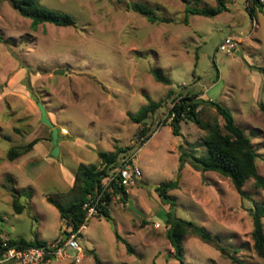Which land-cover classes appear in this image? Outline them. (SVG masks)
<instances>
[{
	"label": "rangeland",
	"instance_id": "rangeland-1",
	"mask_svg": "<svg viewBox=\"0 0 264 264\" xmlns=\"http://www.w3.org/2000/svg\"><path fill=\"white\" fill-rule=\"evenodd\" d=\"M44 7L69 13L75 26L41 24L21 16L10 0H0V230L5 239L54 241L67 226L48 197L66 205L80 163L103 166L99 152L132 148L125 160L142 171L127 195L113 196L110 219H90L83 232L85 258L79 264H181L167 238L161 215L169 210L155 191L177 182L169 192L175 214L206 228L228 253L245 264H264L254 250L252 209L264 205V189L246 182L245 196L231 180L186 164L180 169V144H198L206 131L186 120L176 136L168 117L171 100L149 120L161 124L139 149L140 131L129 113L169 91L192 92L228 108L236 124L251 138L264 177V12H248L251 0H222L228 11L210 18L190 15L186 8H214L220 0H39ZM152 8L166 22L151 23L130 6ZM234 37L237 48L228 55L219 47ZM63 70V74H57ZM159 70L171 85L159 83ZM38 103L59 131V154L52 155V128L41 121ZM201 119H224L211 106L201 107ZM40 139L34 149L11 162L9 149ZM25 206L17 213L7 176ZM30 188V189H29ZM30 190L32 197L29 198ZM264 223V219H263ZM118 234L133 248L118 240ZM48 264H77L53 261ZM185 264H234L215 245L190 235Z\"/></svg>",
	"mask_w": 264,
	"mask_h": 264
},
{
	"label": "trees",
	"instance_id": "trees-1",
	"mask_svg": "<svg viewBox=\"0 0 264 264\" xmlns=\"http://www.w3.org/2000/svg\"><path fill=\"white\" fill-rule=\"evenodd\" d=\"M13 8L23 17L30 19L31 27L37 28L41 24H53L59 27L75 26V20L72 15L66 12L58 11L44 7L39 0H10ZM252 6L248 8V12L254 17V11L257 9L264 12V3L260 0H251ZM135 12L145 16L151 23L166 22V18H160L155 11L145 4L135 3L130 6ZM228 11L225 1L220 0L214 8H186V19L190 15H200L210 18H215ZM152 74L157 82L171 85V80L164 76L159 70H153ZM148 104L144 105L137 113H129V117L137 124L143 125V129L139 134L137 148L143 146L156 133L160 123L154 125V122L149 123V120L156 116L161 108L168 104L171 100V108L168 117L171 118L170 126L173 134L181 135L182 122L189 120L195 123L200 129L206 131L202 139L201 145L205 149L204 156H197L193 152H199V143L188 146L180 144V169L186 164H190L195 169H201L205 172H216L231 180L234 188L241 196H245L244 186L247 181L253 179L257 189H264V177L258 172L257 160L258 152L255 150L250 137L245 131L240 128L236 122L232 112L225 106L213 100H205L200 97V94L192 92H179L177 95L174 91H169L167 99L161 101H153L148 95H145ZM211 106L216 109L217 113L224 119L225 124L222 126L219 121L205 122L201 119V107ZM260 108L264 113V103H261ZM40 139H35L28 144L21 146H13L9 149L7 157L13 162L18 158L30 153L39 143ZM132 148H118L115 152H99V157L102 160L103 166L98 168L95 165H86L80 163L77 172L74 175L72 190L78 192V197L70 203L64 205L61 202L54 200L51 197L47 201L56 206L61 215V219L67 227H71L73 231L85 222L87 210L84 209V204L91 196L94 198V205L99 210V215L110 219V204L113 196L122 195L123 198L127 195V187L122 186L119 182V176L115 172L117 168L122 167L131 160H125L130 156L127 153ZM7 185L4 188L13 196V206L17 213H21L25 206L20 204L17 199V190L11 185L12 177L7 176ZM106 186L103 187V184ZM178 183L164 182L156 187L155 191L161 198L162 202L169 205V210L161 215L162 221L167 227V238L170 241L174 254L173 257L181 264H185V241L190 235L198 237L206 244L215 245L228 259L234 264H245L241 259L228 253L226 248L221 245V239L214 237L206 228L197 223L179 218L175 214L176 201L169 192L175 190ZM30 189V188H29ZM29 198L32 197L30 190ZM253 232L252 239L254 241V250L259 257L264 259V205L256 204L252 209ZM117 238L127 246V251L133 253L132 246L123 239L117 232ZM4 238L0 230V255L7 250L17 248L38 247L45 244L47 241L34 239L26 241L24 239H5L6 247H3ZM95 259L99 264V259L95 255Z\"/></svg>",
	"mask_w": 264,
	"mask_h": 264
},
{
	"label": "built area",
	"instance_id": "built-area-1",
	"mask_svg": "<svg viewBox=\"0 0 264 264\" xmlns=\"http://www.w3.org/2000/svg\"><path fill=\"white\" fill-rule=\"evenodd\" d=\"M264 3V0H260ZM237 48V41L234 37L226 38L220 45L219 49L225 54H232ZM119 176L118 182L125 187L136 185L137 181L142 177V171L133 162H127L115 171ZM106 183L103 184V187ZM87 210L85 222L73 231L71 227H67L63 234L54 241H47L38 247L29 248H11L0 255V264H48L53 261H72L77 264L81 263L85 258V251L82 247L83 232L87 229L90 219L99 215V210L94 205V198L91 196L84 204ZM67 226V225H66ZM6 247L5 238L2 244Z\"/></svg>",
	"mask_w": 264,
	"mask_h": 264
},
{
	"label": "water",
	"instance_id": "water-1",
	"mask_svg": "<svg viewBox=\"0 0 264 264\" xmlns=\"http://www.w3.org/2000/svg\"><path fill=\"white\" fill-rule=\"evenodd\" d=\"M63 70H58L57 74H63ZM40 111H41V121L49 124L51 126L52 130V145L54 146L52 150V155L57 157L59 154V147H58V140H59V131L52 125V123L47 119L46 117V109L42 103H38Z\"/></svg>",
	"mask_w": 264,
	"mask_h": 264
},
{
	"label": "crops",
	"instance_id": "crops-1",
	"mask_svg": "<svg viewBox=\"0 0 264 264\" xmlns=\"http://www.w3.org/2000/svg\"><path fill=\"white\" fill-rule=\"evenodd\" d=\"M3 236H4V233H3ZM4 238V237H3Z\"/></svg>",
	"mask_w": 264,
	"mask_h": 264
}]
</instances>
